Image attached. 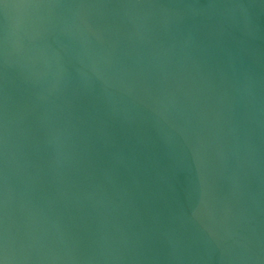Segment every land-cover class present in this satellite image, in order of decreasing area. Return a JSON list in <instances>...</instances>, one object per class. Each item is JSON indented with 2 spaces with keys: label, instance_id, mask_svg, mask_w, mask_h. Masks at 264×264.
I'll return each instance as SVG.
<instances>
[{
  "label": "water",
  "instance_id": "95a60500",
  "mask_svg": "<svg viewBox=\"0 0 264 264\" xmlns=\"http://www.w3.org/2000/svg\"><path fill=\"white\" fill-rule=\"evenodd\" d=\"M6 264H264V0H0Z\"/></svg>",
  "mask_w": 264,
  "mask_h": 264
},
{
  "label": "snow or ice",
  "instance_id": "6c2138e0",
  "mask_svg": "<svg viewBox=\"0 0 264 264\" xmlns=\"http://www.w3.org/2000/svg\"><path fill=\"white\" fill-rule=\"evenodd\" d=\"M0 264H6V259L3 256H0Z\"/></svg>",
  "mask_w": 264,
  "mask_h": 264
}]
</instances>
